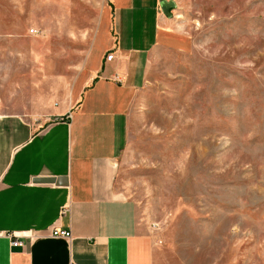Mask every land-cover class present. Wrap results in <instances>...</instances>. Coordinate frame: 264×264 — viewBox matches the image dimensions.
Masks as SVG:
<instances>
[{
  "label": "rangeland",
  "instance_id": "obj_1",
  "mask_svg": "<svg viewBox=\"0 0 264 264\" xmlns=\"http://www.w3.org/2000/svg\"><path fill=\"white\" fill-rule=\"evenodd\" d=\"M110 1L0 0V86L34 68V48L53 49L46 76L75 73ZM159 6L171 24L133 104L120 190L166 264H264V0Z\"/></svg>",
  "mask_w": 264,
  "mask_h": 264
},
{
  "label": "crops",
  "instance_id": "obj_2",
  "mask_svg": "<svg viewBox=\"0 0 264 264\" xmlns=\"http://www.w3.org/2000/svg\"><path fill=\"white\" fill-rule=\"evenodd\" d=\"M159 3L111 0L75 73L46 76L53 49L34 48V68L1 83L0 264H166L118 185L150 51L171 24ZM13 236L24 245L13 247Z\"/></svg>",
  "mask_w": 264,
  "mask_h": 264
},
{
  "label": "built area",
  "instance_id": "obj_3",
  "mask_svg": "<svg viewBox=\"0 0 264 264\" xmlns=\"http://www.w3.org/2000/svg\"><path fill=\"white\" fill-rule=\"evenodd\" d=\"M30 33L32 35H36L38 33V31L35 30V29H32L30 31ZM113 59H114V53H110L106 57V61H108V62H111ZM63 120L64 119L62 117L59 118V119H57V121H63ZM52 235L54 237H59V238H66V239H71L72 238V233H71V231H68V230L56 229V230L53 231ZM12 238H13L12 239V245H13V247L24 245V243L22 241H20V237L13 236Z\"/></svg>",
  "mask_w": 264,
  "mask_h": 264
},
{
  "label": "water",
  "instance_id": "obj_4",
  "mask_svg": "<svg viewBox=\"0 0 264 264\" xmlns=\"http://www.w3.org/2000/svg\"><path fill=\"white\" fill-rule=\"evenodd\" d=\"M160 6H161L163 13L166 16H171L170 10L175 5L173 3H168L166 1H162ZM36 182H39V183H58L59 184L60 182H62V180L61 179H55V178H42V179H37Z\"/></svg>",
  "mask_w": 264,
  "mask_h": 264
}]
</instances>
